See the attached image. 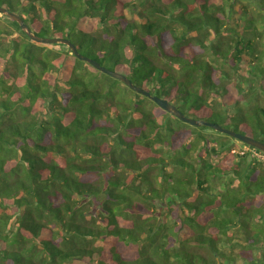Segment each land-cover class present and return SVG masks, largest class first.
I'll return each mask as SVG.
<instances>
[{
	"label": "trees",
	"instance_id": "trees-1",
	"mask_svg": "<svg viewBox=\"0 0 264 264\" xmlns=\"http://www.w3.org/2000/svg\"><path fill=\"white\" fill-rule=\"evenodd\" d=\"M0 6L186 116L264 142V0ZM253 149L0 14V264H264Z\"/></svg>",
	"mask_w": 264,
	"mask_h": 264
},
{
	"label": "water",
	"instance_id": "water-1",
	"mask_svg": "<svg viewBox=\"0 0 264 264\" xmlns=\"http://www.w3.org/2000/svg\"><path fill=\"white\" fill-rule=\"evenodd\" d=\"M0 14L15 21L19 25L20 29L24 32V34L32 41L37 42V43H42V44H62L66 46L74 54V56L77 57L79 60L85 61L86 63L91 64L93 67H95L100 72H103L113 78L120 80L131 90L148 97L150 100L155 102L162 110L172 114L173 116H175L182 122L188 123L193 126H199V125L209 126L218 132L227 134L231 136L232 138L237 139L239 142L245 145L251 146L252 148L261 151L264 154V142H262L261 140H258L256 138H253L247 135L240 134L238 132L224 128L215 123H210V122H206L203 120H196L191 117H188L168 100L162 97L153 95L147 90L134 84L126 75L118 71L104 67L100 65L97 61H95L94 59H91L87 56L82 55L77 50L75 44L71 42L68 38L57 37V36L55 37L54 36L53 37L39 36L33 32V30L28 26L26 22H24L21 16H19L17 13H14L8 10L6 7L0 6Z\"/></svg>",
	"mask_w": 264,
	"mask_h": 264
},
{
	"label": "rangeland",
	"instance_id": "rangeland-1",
	"mask_svg": "<svg viewBox=\"0 0 264 264\" xmlns=\"http://www.w3.org/2000/svg\"><path fill=\"white\" fill-rule=\"evenodd\" d=\"M8 9V8H7ZM9 10V9H8ZM10 11H12V10H10ZM12 12H14V11H12ZM14 13H16V12H14ZM126 16L128 17V18H132V19H134V20H137V17L136 16H134V15H132V14H130L128 11H126ZM51 34H48V35H45L46 37H53V36H50ZM39 36H43V35H39ZM91 51L88 49V47H80L79 48V53H81L82 55H84V56H91V55H93L92 53H90ZM104 67H107V66H104ZM108 68V67H107ZM110 69V68H109ZM155 95V94H154ZM157 96V95H156ZM159 97V96H158ZM220 125V124H219ZM212 134H214L213 132H211ZM215 136H220V135H218V134H215ZM242 149H244V150H247V148H245V147H243V145H241L240 143H238V142H234V146H233V148L231 149V153H237V152H240V151H242ZM249 152H250V154H251V150H249ZM227 153V152H226ZM226 153H223V154H221L220 155V157L219 158H222L223 156H224V154H226ZM250 156V155H249ZM232 158H234V156L232 157ZM257 160H259V162H260V164H262V166L264 167V155H262V154H259V153H257V156L255 157ZM218 160V158L216 159V158H214L213 156H212V161L213 162H216ZM248 160H250V157H248ZM226 177H228V176H226Z\"/></svg>",
	"mask_w": 264,
	"mask_h": 264
},
{
	"label": "built area",
	"instance_id": "built-area-1",
	"mask_svg": "<svg viewBox=\"0 0 264 264\" xmlns=\"http://www.w3.org/2000/svg\"><path fill=\"white\" fill-rule=\"evenodd\" d=\"M251 151H252V152H251L250 155L256 157V156H257V152H256L254 149L251 150ZM245 152H246V150L243 149V150L240 151L239 153H240V154H245Z\"/></svg>",
	"mask_w": 264,
	"mask_h": 264
}]
</instances>
